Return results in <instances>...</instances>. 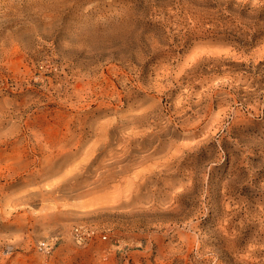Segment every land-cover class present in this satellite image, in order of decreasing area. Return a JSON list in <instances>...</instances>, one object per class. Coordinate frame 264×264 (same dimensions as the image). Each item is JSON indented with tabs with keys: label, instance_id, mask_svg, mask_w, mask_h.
<instances>
[{
	"label": "rangeland",
	"instance_id": "rangeland-1",
	"mask_svg": "<svg viewBox=\"0 0 264 264\" xmlns=\"http://www.w3.org/2000/svg\"><path fill=\"white\" fill-rule=\"evenodd\" d=\"M48 237L50 264H264V0H0V264Z\"/></svg>",
	"mask_w": 264,
	"mask_h": 264
},
{
	"label": "bare ground",
	"instance_id": "bare-ground-1",
	"mask_svg": "<svg viewBox=\"0 0 264 264\" xmlns=\"http://www.w3.org/2000/svg\"><path fill=\"white\" fill-rule=\"evenodd\" d=\"M194 51H195V50H194ZM194 51H193L192 54H194ZM221 51H224V50H221ZM196 52H198V51H196ZM215 52H216V51H215ZM217 52H218V51H217ZM200 53L202 54V52H200ZM205 53H206V52H205ZM212 53H213V52H212ZM221 53H222V52H221ZM201 54H200V55H201ZM215 54H216V53H215ZM219 54H220V53H219ZM227 54H228V53H227ZM190 55H191V54H190ZM190 55H189V56H190ZM195 55H196V54H195ZM195 55H193V57H194ZM202 55H203V54H202ZM213 55H214V54H213ZM214 56H215V55H214ZM221 56H222V55H221ZM217 58H218V56H217ZM219 58H220V57H219ZM191 59H192V57H191ZM198 59H199V58H198ZM215 59H216V58H215ZM189 60H190V58L188 59V61H189ZM193 60H194V59H193ZM193 60H192V61H193ZM212 60H213V59H212ZM215 61H216V60H215ZM182 62H183V61H182ZM193 62H194V61H193ZM188 63H189V62H188ZM188 63H187V64H188ZM195 63H196V62H195ZM216 63H217V62H216ZM208 65H209V64H208ZM217 65H218V63H217ZM159 66H160V65H159ZM159 66H158V67H159ZM169 66H170V65H169ZM184 66H185V65H184ZM158 67L155 66V68H158ZM181 67H182V66H181ZM187 67H188V66H187ZM191 67H194V66H191ZM195 67H196V66H195ZM170 68H171V67H170ZM202 68H203V67H202ZM177 69H178V68H177ZM188 69H189V68H188ZM163 70H164V69H163ZM197 70H199V69L197 68ZM209 70H210V69H209ZM170 71H171V70H170ZM182 71H183V70H182ZM195 71H196V70H195ZM201 71H202V69H201ZM155 72H157L156 69H155ZM159 72H160V70H159ZM168 72H169V71H168ZM178 72H181V71L179 70ZM178 72H177V73H178ZM177 73H176V74H177ZM189 73H190V72H189ZM194 73H195V72H194ZM171 74H172V73H171ZM196 75H197V74H196ZM157 76H158V75H157ZM165 76H166V75H165ZM177 76H178V75H177ZM189 76H192V75H189ZM172 77H173V76H172ZM179 77H180V76H179ZM196 77H197V76H196ZM229 77H230V76H229ZM137 78H138V77H137ZM166 78H167V77H166ZM175 78H176V77H175ZM177 78H178V77H177ZM190 78H191V77H190ZM119 79H120V78H119ZM168 79H169V78H168ZM231 79H232V78H231ZM233 79H234V78H233ZM139 81H140V80H139ZM188 81H189V80H188ZM113 82H114V81H113ZM164 82H165V81H164ZM179 82H180V81H179ZM190 82H191V81H190ZM195 82H196V81H195ZM198 82H199V81H198ZM198 82H197V83H198ZM166 83H167V82H166ZM166 83H165V84H166ZM221 83H222V82H221ZM113 84H114V83H113ZM165 84H163V87H164ZM227 84H228V83H227ZM235 84H237V83H235ZM139 85H140V84H139ZM139 85H138V86H139ZM184 85H185V84H184ZM232 85H233V84H232ZM150 86H151V85H150ZM161 86H162V85H161ZM171 86H172V84H171ZM212 86H213V85H212ZM226 86H227V85H226ZM230 86H231V85H230ZM207 87H208V86H207ZM214 87H215V86H214ZM247 87H248V86H247ZM159 88H160V87H159ZM159 88H158V89H159ZM165 88H166V87H165ZM208 88H209V87H208ZM231 88H232V86H231ZM245 88H246V87H245ZM152 89H153V88H152ZM158 89H157V90H158ZM203 89H204V88H203ZM223 89H225V88H223ZM149 90H150V89H149ZM207 90H208V89H207ZM209 90H210V89H209ZM216 90H217V89H216ZM229 90H230V89H229ZM231 90H232V89H231ZM155 91H156V90H155ZM187 91H188V90H187ZM205 91H206V90H205ZM234 91H235V90H234ZM245 91H246V90H245ZM151 92H152V91H151ZM160 92H161V91H160ZM211 92H212V91H211ZM156 93H157V92H156ZM158 93H159V92H158ZM190 93H191V91H190ZM199 93H200V92H199ZM206 93H207V91H206ZM209 93H210V92H209ZM213 93H215V92H213ZM219 93H220V92H219ZM225 93L227 94V92H225ZM153 94H154V93H153ZM163 94L165 95V93H163ZM180 94H181V93H180ZM223 94H224V93H223ZM202 95H203V94H202ZM214 95H215V94H214ZM218 95H219V94H218ZM237 95H238V94H237ZM130 96H131V95H130ZM181 96H182V94H181ZM189 96H190V95H189ZM194 96H195V95H194ZM119 97H120V96H119ZM178 97H179V95H178ZM208 97H210V96H208ZM208 97H207V98H208ZM212 97H213V96H212ZM221 97H222V96H221ZM221 97H220V98H221ZM236 97H237V96H236ZM181 98H182V97H181ZM204 98H206V97H204ZM204 98H203V99H204ZM179 99H180V97H179ZM201 99H202V98H201ZM211 99H212V98H211ZM216 99H217V98H216ZM218 99H219V98H218ZM176 100H177V99H176ZM120 101H121V100H120ZM171 101H172V100H171ZM193 101H194V100H193ZM199 101H200V100H199ZM199 101H198V102H199ZM201 101H202V100H201ZM203 101H204V100H203ZM206 101H207V100H206ZM211 101H212V100H211ZM218 101H219V100H218ZM160 102H161V101H160ZM175 102H176V101H175ZM177 102H178V100H177ZM180 102H181V101H180ZM212 102H213V101H212ZM220 102H221V101H220ZM216 103H217V102H216ZM150 104H151V103H150ZM176 104H177V103H176ZM176 104H175V105H176ZM178 104H179V102H178ZM178 104H177V106H178ZM207 104H208V102H207ZM208 105H210V104H208ZM212 105H213V104H212ZM149 106H151V105H149ZM162 106H163V105H162ZM181 106H182V105H181ZM218 106H219V105H218ZM147 107H148V106H147ZM178 107H179V106H178ZM184 107H185V106H184ZM203 107H204V106H203ZM139 108L142 109V107H139ZM149 108H150V107H149ZM153 108H154V107H153ZM153 108H152V109H153ZM170 108H171V107H170ZM187 108H188V107H187ZM141 109H140V110H141ZM143 109H144V108H143ZM143 109H142V110H143ZM161 109H162V107H161ZM163 109H164V108H163ZM180 109H181V108H180ZM211 109H213V108H211ZM211 109H210V110H211ZM142 110H141V111H142ZM144 110H145V109H144ZM182 110H183V108H182ZM198 110H199V109H198ZM141 111H140V112L138 111V112L141 113ZM146 111H147V110H146ZM148 111H149V109H148ZM172 111H173V110H172ZM212 111H213V110H212ZM131 113H132V112H131ZM139 113L136 112V114H134V115L132 114V115L135 116V115H138ZM142 113L144 114V112H142ZM146 113H149V112H146ZM185 113H187V111H186ZM197 113H198V111H197ZM212 113H213V112H212ZM129 114H130V113H129ZM154 114H155V113H154ZM154 114H153V115H154ZM158 114H159V113H157V115H158ZM179 114H181V113H179ZM179 114L177 113V115H179ZM182 114H183V112H182ZM148 115H149V114H148ZM157 115H156V117H157ZM127 116H128V115H127ZM181 116H182V115H181ZM185 116H186V115H185ZM185 116H184V117H185ZM216 116H217V115H216ZM129 117H130V116H129ZM136 117H137V116H136ZM203 117H204V116H203ZM212 117H213V116H212ZM219 117H220V116H219ZM126 118H127V117H126ZM131 118H132V117H131ZM165 118H166V117H165ZM136 119H137V118H136ZM156 119H157V118H156ZM167 119H168V118H166V120H167ZM176 119H177V118H176ZM182 119H183V118H182ZM185 119H190V118H189V116H188V118H187V116H186ZM200 119H201V118H200ZM204 119H205V118H204ZM208 119H209V118H208ZM216 119H217V118H216ZM129 120H130V119H129ZM142 120H143V119H142ZM164 120H165V119H164ZM166 120H165V121H166ZM183 120H184V119H183ZM193 120H194V119H193ZM195 120H196V119H195ZM195 120H194V121H195ZM214 120H215V119H214ZM214 120H213V122H214ZM132 121H133V123L136 122V121H134V120H132ZM148 121H149V120H148ZM170 121H171V120H170ZM187 121H188V120H187ZM127 122H128V121H127ZM129 122H130V121H129ZM142 122H143V121H142ZM150 122H151V121H150ZM162 122H163V121H162ZM167 122H168V121H167ZM178 122H179V121H178ZM188 122L190 123V121H188ZM205 122H206V121H205ZM133 123H132V124H133ZM137 123H139V122H137ZM164 123H165V122H164ZM180 123L182 124V122H180ZM184 123H185V121H184ZM184 123H183V124H184ZM189 123H185V124H189ZM191 123H192V122H191ZM193 123H196V122H193ZM199 123H200V122H199ZM211 123H212V122H211ZM135 124H136V123H135ZM135 124H134V125H135ZM185 124H184V125H185ZM214 124H215V123H214ZM134 125H132V126H134ZM169 125H170V124H169ZM184 125H183V126H184ZM189 125H191V124H189ZM213 126H214V125H213ZM136 127H137V126H136ZM150 127H151V125H150ZM156 128H157V126H156ZM165 129H166V128H165ZM150 130H151V129H150ZM156 130H157V129H156ZM161 131H162V130H161ZM146 132H147V131H146ZM146 132H145V133H146ZM158 132H159V131H158ZM132 134H133V133H132ZM165 134H166V133H165ZM209 134H210V133H209ZM209 134H208V135H209ZM144 135H145V134H144ZM170 136H171V135H170ZM170 136H169V137H170ZM172 138H174V137L172 136ZM174 139H175V138H174ZM209 139H210V138H209ZM209 139H208V140H209ZM170 141H171V140H170ZM176 142H177V141H176V139H175V142H174V143H176ZM172 143H173V142H172ZM172 143H171V144H172ZM96 144H98V143H96ZM169 144H170V143H169ZM176 144H177V143H176ZM180 144H182V143H180ZM98 145H99V144H98ZM98 145H97V146H98ZM100 145H101V144H100ZM185 145L187 146V144H185ZM185 145H184V146H185ZM188 145H189V144H188ZM196 145H197V144H196ZM127 146H128V145H127ZM155 146H157V145L155 144ZM181 146H182V145H181ZM184 146H183V147H184ZM140 147H141V145H140ZM177 147H178V146H177ZM128 148H129V147H128ZM155 148H156V147H155ZM178 148H179V147H178ZM99 149H100V148H99ZM150 149H151V148H150ZM153 149H154V148H153ZM168 149H169V148H168ZM171 149H172V147L170 148V150H171ZM190 149H192V148H190ZM130 150H131V149H130ZM177 150H178V149H177ZM150 151H153V150H150ZM164 151H165V153H166V150H164ZM167 151H168V150H167ZM181 151H182V153H183V150H181ZM126 152H127V151H126ZM169 152H170V151H169ZM94 153H95V152H94ZM94 153H93V155H94ZM121 153H122V150H121ZM123 153H124V152H123ZM143 153H145V152H143ZM146 153H149V152H146ZM165 153H164V154H165ZM59 154H60V153H59ZM119 154H120V152H119ZM129 154H130V153H129ZM150 154H151V153H149V156H150ZM162 154H163V153H162ZM166 154H168V153H166ZM184 154H185V153H184ZM122 155H124V154H122ZM126 155H127V154H126ZM153 155H155V154H153ZM160 155H161V154H160ZM171 155H173V154H171ZM175 155H176V154H175ZM181 155H183V154H181ZM119 156H120V155H119ZM124 156H125V155H124ZM142 156H143V155H142ZM146 156H148V155H146ZM149 156H148L147 158H149ZM155 156H156V155H155ZM163 156H164V155H163ZM93 157H94V156H93ZM112 157H113V156H112ZM151 157L153 158L152 155H151ZM165 157H167V156H165ZM171 157H172V156H171ZM177 157H178V155H177ZM180 157H181V156H180ZM185 157H186V156H185ZM119 158H120V157H118V159H119ZM122 158H123V156H122ZM139 158H140V157H139ZM181 158H182V157H181ZM181 158H180V159H181ZM90 159H91V158H90ZM112 159H113V158H112ZM114 159H116V158H114ZM118 159H116V160H118ZM123 159H124V158H123ZM143 159H144V158H143ZM143 159H142V160H143ZM150 159H151V158H150ZM154 159H155V157H154ZM156 159H157V156H156ZM160 159H161V158H160ZM160 159H159V160H160ZM174 159H175V158H174ZM180 159H179V160H180ZM116 160H115V161H116ZM163 160H164V158H163ZM165 160H167V159L165 158ZM109 161H110V160H109ZM115 161H114V162H115ZM140 161H141V160H140ZM140 161H139V162H140ZM145 161H146V160H145ZM155 161H156V160H155ZM181 161H182V160H181ZM181 161H180V162H181ZM116 162H118V161H116ZM146 162H147V161H146ZM159 162H160V161H159ZM84 163H85V162H84ZM104 163H105V162H104ZM120 163H121V162H120ZM120 163H119V165L121 166L122 163H121V164H120ZM131 163H132V162H131ZM164 163H165V162H164ZM124 164H125V163H124ZM128 164H129V162H128ZM133 164H135V162H134ZM149 164H150V163H149ZM175 164H176V163H175ZM86 165H87V164H86ZM145 165H146V164H145ZM80 166H81V165H80ZM116 166H117V165H116ZM140 166H141V165H140ZM151 166H152V165H151ZM173 166H174V165H173ZM103 167H104V165L102 166V169H104ZM117 167H118V166H117ZM131 167H132V166H131ZM142 167H143V166H142ZM144 167H145V166H144ZM146 167H147V166H146ZM154 167H155V166H154ZM81 168H82V167H81ZM115 168H116V167H115ZM119 168H120V167H119ZM119 168H118V169H119ZM137 168L139 169V166H138ZM147 168H149V167H147ZM102 169H100V170H102ZM109 169H110V168H109ZM118 169H117V170H118ZM134 169H135V168H134ZM151 169H152V168H151ZM172 169H173V168H172ZM172 169H171V170H172ZM98 170H99V169H97V171H98ZM110 170H111V169H110ZM136 170H137V169H136ZM136 170H134V171L136 172ZM143 170H144V168H143ZM143 170H141V171H143ZM147 170H148V169H147ZM153 170H154V169H153ZM167 170H168V169H167ZM78 171H81V170H79V168H78ZM78 171H76V172H78ZM115 171H116V170H115ZM119 171H120V170H119ZM137 171H138V170H137ZM144 171H145V170H144ZM159 171H160V170H159ZM161 171H162V170H161ZM106 172H107V171H106ZM110 172H111V171H110ZM129 172H130V171H129ZM135 172H134L133 174H135ZM165 172H166V171H165ZM104 173H105V172H104ZM111 173H112V172H111ZM120 173H121V171H120ZM147 173H148V172H147ZM149 173H150V172H149ZM102 174H103V173H102ZM105 174H106V173H105ZM112 174H113V173H112ZM130 174H131V173H130ZM138 174H139V173H138ZM144 174H145V173H144ZM156 174H157V172H156ZM71 175H72V173L70 174V176H71ZM94 175H95V174H94ZM119 175H120V174H119ZM149 175H150V174H149ZM149 175H148V177H149ZM96 176H97V175H96ZM99 176H100V175H99ZM115 176H116V175H115ZM134 176H136V174H135ZM138 176H139V175H138ZM138 176H137V177H138ZM144 176H146V175H144ZM157 176H158V175H157ZM191 176L193 177L192 174H191ZM93 177H94L93 175H90V176L86 177L87 180H85V181L91 180ZM97 177H98V176H97ZM102 177H105V176L102 175ZM110 177H111V176H110ZM112 177H113V176H112ZM139 177H140V176H139ZM74 178H78V175L75 176ZM74 178H73V179H74ZM145 178H146V177H145ZM145 178H144V180H145ZM151 178H152V177H151ZM95 179L97 180V178H95ZM104 179H105V178H104ZM106 179L108 180V178H106ZM109 179H110V178H109ZM152 179H153V178H152ZM193 179H194V178H193ZM193 179H192V180H193ZM98 180H99V179H98ZM107 180H105V181H107ZM148 180H149V179H148ZM75 181H76V180H75ZM99 182H103L102 179H101V181L99 180ZM96 183H98V182H96ZM96 183H95V184H96ZM151 183H152V182H151ZM98 184H99V183H98ZM187 184H188V183H187ZM89 185H90V184H89ZM89 185H88V186H89ZM151 185H153V184H151ZM191 185H192V184H191ZM227 185H228V184H227ZM85 186H86V185H85ZM92 186H93V185H92ZM225 186H226V185H225ZM129 187H130V186H129ZM162 188H163V187H162ZM179 188H180V187H179ZM154 189H155V188H154ZM163 189H164V188H163ZM166 189H167V188H166ZM182 189H183V188H182ZM226 189H227V188H226ZM168 190H169V189H168ZM179 190H180V189H179ZM224 190H225V188H224ZM224 190H223V191H224ZM228 190H229V189H228ZM129 192H131V191H129ZM227 192H228V191H227ZM173 193H174V192H173ZM230 193H231V192H230ZM225 194H226V193H225ZM170 196H171V195H170ZM171 198H172V197H171ZM150 199H151V198H150ZM168 201H169V200H168ZM171 201H172V200H171ZM173 205H175V203H174ZM171 206H172V205H171ZM167 207H168V206H167ZM173 207H175V206H172V208H173ZM176 208H177V207H176ZM177 211H178V209H177ZM234 233H235V232H234ZM231 236H232V235H231ZM234 246H235V245H234Z\"/></svg>",
	"mask_w": 264,
	"mask_h": 264
},
{
	"label": "built area",
	"instance_id": "built-area-1",
	"mask_svg": "<svg viewBox=\"0 0 264 264\" xmlns=\"http://www.w3.org/2000/svg\"><path fill=\"white\" fill-rule=\"evenodd\" d=\"M72 234L76 243L81 246L89 244L94 237V231L91 228L84 225L75 227L73 229ZM102 238L106 239L107 236L105 235ZM57 242H58L57 237H48L40 240L37 243V249L44 257L37 264H50L49 257L53 253L57 245Z\"/></svg>",
	"mask_w": 264,
	"mask_h": 264
}]
</instances>
